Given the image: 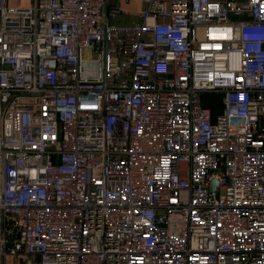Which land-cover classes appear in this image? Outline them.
Segmentation results:
<instances>
[{
  "label": "built area",
  "instance_id": "1",
  "mask_svg": "<svg viewBox=\"0 0 264 264\" xmlns=\"http://www.w3.org/2000/svg\"><path fill=\"white\" fill-rule=\"evenodd\" d=\"M131 1L0 0V256L264 264V0Z\"/></svg>",
  "mask_w": 264,
  "mask_h": 264
},
{
  "label": "rangeland",
  "instance_id": "2",
  "mask_svg": "<svg viewBox=\"0 0 264 264\" xmlns=\"http://www.w3.org/2000/svg\"><path fill=\"white\" fill-rule=\"evenodd\" d=\"M26 1V0H25ZM221 95L218 93H204L201 96V103L203 107L212 110L215 115L219 114L222 110ZM0 264H36L33 259L27 256L18 254L17 256H0Z\"/></svg>",
  "mask_w": 264,
  "mask_h": 264
},
{
  "label": "crops",
  "instance_id": "3",
  "mask_svg": "<svg viewBox=\"0 0 264 264\" xmlns=\"http://www.w3.org/2000/svg\"><path fill=\"white\" fill-rule=\"evenodd\" d=\"M32 0H8V5L17 8H27L31 5ZM110 6H113L115 0H109ZM127 13L120 15L115 19L116 23L124 25L137 24L139 22L138 14L142 9V3L139 0L131 1L125 5Z\"/></svg>",
  "mask_w": 264,
  "mask_h": 264
},
{
  "label": "water",
  "instance_id": "4",
  "mask_svg": "<svg viewBox=\"0 0 264 264\" xmlns=\"http://www.w3.org/2000/svg\"><path fill=\"white\" fill-rule=\"evenodd\" d=\"M217 184V181L214 179L212 180V187L211 190H214L215 185Z\"/></svg>",
  "mask_w": 264,
  "mask_h": 264
},
{
  "label": "trees",
  "instance_id": "5",
  "mask_svg": "<svg viewBox=\"0 0 264 264\" xmlns=\"http://www.w3.org/2000/svg\"><path fill=\"white\" fill-rule=\"evenodd\" d=\"M221 106H222V97H221ZM211 114H212L213 117L216 116L212 110H211Z\"/></svg>",
  "mask_w": 264,
  "mask_h": 264
}]
</instances>
